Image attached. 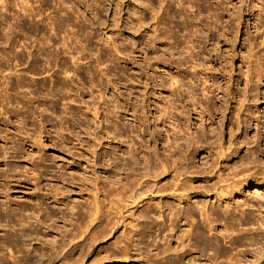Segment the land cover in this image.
<instances>
[{
	"label": "rangeland",
	"instance_id": "rangeland-1",
	"mask_svg": "<svg viewBox=\"0 0 264 264\" xmlns=\"http://www.w3.org/2000/svg\"><path fill=\"white\" fill-rule=\"evenodd\" d=\"M259 57L264 0H0V254L21 255L14 233L29 219L48 240L87 229L80 217L107 189L122 198L112 233L74 264H147L159 213L133 226L157 201L229 209L217 231L243 210L264 216V180L242 173L264 149V78L249 81L251 112L233 111ZM256 247L231 264H264V238L233 253Z\"/></svg>",
	"mask_w": 264,
	"mask_h": 264
},
{
	"label": "bare ground",
	"instance_id": "bare-ground-1",
	"mask_svg": "<svg viewBox=\"0 0 264 264\" xmlns=\"http://www.w3.org/2000/svg\"><path fill=\"white\" fill-rule=\"evenodd\" d=\"M252 55L255 56L256 52ZM259 60H261V57H259ZM252 77H256L257 81L264 78V66L262 60L257 62V64L255 63V68H250V72L246 79V89L243 90V92L240 89L238 90L240 99L236 100L233 110L234 113L238 115V118H240L244 109L247 110L248 113L251 112V108L247 107L248 104H246V102L249 100L247 94L249 93L250 88H248V86ZM8 79L9 76H5V80ZM2 91L3 88L0 90V97L4 96L1 94ZM224 95L229 97L230 95H233V93L226 90ZM3 116L4 110L0 106V119H2ZM230 135L232 137L233 133L231 132ZM260 151V154H258L257 151L252 152V163L254 165L253 167H246L243 169L244 171H242V173H247L244 179L252 180L262 178L264 180V163L261 158V156H264V149H260ZM237 174L240 175L241 172ZM244 179L239 181H243ZM138 186H140L139 188L142 190L146 184L140 179H133L131 181V187L137 189ZM229 187L230 192L234 186L231 184ZM221 192L225 195L223 191ZM1 193L6 196L9 194L7 191H1ZM112 193L113 191L110 189L105 190L103 193V199L96 198L93 203V208L90 210L85 209V214L82 217L79 215L81 221L88 217V222L85 223L87 229H77L75 232L71 229L67 231L64 230L62 233H59V239L48 240L42 237V227H45V222L40 219H36V222H33L30 219L24 221L21 223L22 228L20 229V233H14V235L17 236V239L15 238V240L22 242L25 246V248H22L23 252L21 249V255H11L10 257L1 253L0 264L79 263L84 259L83 250L86 248V244L105 239L112 233L111 225L115 226V220L112 217V209H115L116 207L114 205L115 199H112L111 197L113 195ZM106 199L109 200V209H104V201ZM179 199L186 201L190 200L189 197L184 198V196L179 197ZM121 202L122 198L119 196L116 202V204H118L116 207V214L121 209ZM155 204H157L155 208L149 207L143 209L144 211H141L138 216V223L133 226L134 235H139L141 230L147 225L146 223H151V214L154 213L153 215H156L157 212L159 213L158 217H160V219L157 221L159 227L156 229V234L149 235L152 240L146 247V257L144 262L147 264H185L187 256H190L187 264H200L197 261L203 259H211L210 264H231L232 260L235 258L241 260V257L248 253H252L253 251L257 253L259 247L253 249L246 248L243 251L242 249H239L236 253H233V250L237 249L245 242L258 244V242L264 238V216L256 214L251 216L254 209H252L249 214L245 212V210L242 211L241 218H239L237 224L240 227L234 228L229 224L224 227V231H217L219 218L223 215H229L228 212L230 210L227 208L224 212L218 213L213 207H211V211H209L207 208L198 207L197 205L195 206V209L189 211L186 207L174 210L172 204H166L165 209H163V206L159 204V201ZM262 206L263 205H259V209ZM83 209L84 206L81 207L80 211L84 213ZM257 209L258 208H256V210ZM197 214L201 216L200 220L195 219ZM6 217L8 224L15 219L14 215L10 212ZM2 220H4V218L0 213V221ZM243 224L253 225L243 227ZM255 224H258V226H255ZM51 225L52 224H48L47 228L51 227ZM152 225L150 228L153 227ZM89 228H91V231H89ZM28 230H30L29 233ZM25 235L36 239L35 243L39 245L33 247V243H28L27 239L24 237ZM79 238L84 239L82 240ZM174 242L176 244L173 246ZM227 243H229V245H227ZM140 250L139 253L142 254L143 251ZM212 250H215L214 254L210 253ZM76 252L77 258L72 261ZM197 252L200 253L199 256H193V254L195 255ZM221 256L225 259L223 258L220 260ZM259 256L264 258V248L261 249Z\"/></svg>",
	"mask_w": 264,
	"mask_h": 264
}]
</instances>
